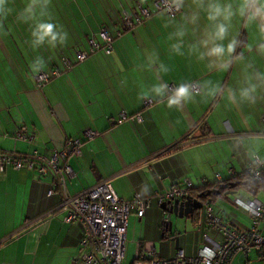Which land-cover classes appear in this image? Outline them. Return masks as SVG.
Segmentation results:
<instances>
[{"label":"crops","instance_id":"obj_1","mask_svg":"<svg viewBox=\"0 0 264 264\" xmlns=\"http://www.w3.org/2000/svg\"><path fill=\"white\" fill-rule=\"evenodd\" d=\"M152 3H147L150 10L154 9ZM172 31L155 13L132 30L110 27L114 36L110 54L101 49L89 53V42L85 43L81 50L89 53L87 58L41 87L35 84L23 47L20 55L12 54L7 49L9 43L0 42L4 47L0 49V153L34 161L33 171L7 167L0 173V264H79L76 257L83 228L63 223L61 197L47 196L53 175L48 170L44 175L38 173L39 160H48L66 141L81 142L80 156L60 163L71 170L66 179L70 196L109 180L125 201L134 195L151 197L182 186L184 181L197 188L202 183L241 178L252 156L264 159V100L242 109H233L225 101L223 113H213L218 105L210 108L209 103L199 102V97L197 103L180 111L138 99L141 86L156 83L153 72L139 70L146 50H154L159 62L169 68L160 80L169 85L168 95L172 86L187 80H211L233 87L239 83V64L230 73H209L204 64L173 55L168 39ZM98 32L99 28L93 27L89 35ZM241 39L254 43L258 35L249 30L241 33ZM237 51H245L254 70L264 72V57L255 53L248 57L242 48ZM121 114L126 116L123 121ZM21 130L27 140L15 138ZM87 132L95 136L88 139ZM226 193L211 203L214 215L238 230L249 227V217L233 205V198L264 202V190L250 193L238 188ZM166 220L156 205L140 219L131 216L125 260L130 257L132 262L139 252L150 249L157 258H173L174 244L161 239ZM190 221L196 229L180 235L178 241L177 251L186 257L196 254L204 236L213 235L201 217ZM260 235L264 239V222ZM230 264H264V258L255 251L238 253Z\"/></svg>","mask_w":264,"mask_h":264},{"label":"built area","instance_id":"obj_2","mask_svg":"<svg viewBox=\"0 0 264 264\" xmlns=\"http://www.w3.org/2000/svg\"><path fill=\"white\" fill-rule=\"evenodd\" d=\"M162 0H156L154 5L157 11L161 9ZM144 17H148L147 11H142ZM133 21L139 23V17L132 15L126 19L128 30L133 29ZM100 44L90 42V52L98 50L110 54L112 51L111 39L107 32L102 29L99 32ZM79 51L75 55V61L85 60L89 54ZM64 70L71 69L69 61L63 62ZM59 72L53 70L48 73H39L34 77L37 87L57 77ZM148 104V103H147ZM126 119L121 114V120ZM95 133L87 132L85 137L91 139ZM19 140H27L23 130L15 134ZM81 142L79 140L66 141L60 150L54 151L48 160L40 159L42 163L38 169L40 175L48 170L53 175L51 188L47 196L55 194L61 197L60 208L64 211V224H79L83 228V236L78 245L76 261L81 264H126V231L128 220L131 216L142 218L147 210L153 205L160 207L163 203L183 200L190 196L192 185L184 181L182 186L172 187L162 193H154L151 197L134 195L125 201L117 196L109 180H104L93 187L74 196L66 192V179L70 177L71 170L66 165H60L70 158L80 156ZM9 167L13 170H34L33 160H23L10 154L0 153V173ZM252 181L264 184V159L252 156L246 173ZM233 205L247 214L250 225L238 230L232 225L223 222L214 215L210 203L202 202V223L212 236H204L202 245L196 250L193 257H186L182 251H176L170 259L157 258L152 249L139 252L130 264H230L238 253L255 251L261 253L264 239L260 235V224L264 222V202L257 199L242 201L233 198Z\"/></svg>","mask_w":264,"mask_h":264},{"label":"clouds","instance_id":"obj_3","mask_svg":"<svg viewBox=\"0 0 264 264\" xmlns=\"http://www.w3.org/2000/svg\"><path fill=\"white\" fill-rule=\"evenodd\" d=\"M145 3L147 0H140L141 5ZM50 6L51 0H25L22 9L16 13V22L29 25V43L34 50L45 45L56 49L68 42L69 34L55 21ZM161 9L158 14L164 20V26L173 28L168 36L173 55L194 59L196 63L204 64L209 73H230L234 65L239 64L241 79L235 87L211 80H187L172 86L171 95H168L169 85L160 80L169 68L159 62L154 50H146L145 62L139 70L153 72L156 83L150 87L141 86L139 100L163 104L178 111L197 103V97L199 102H207L210 106L223 99L233 109L264 100V72L254 70L245 51H237L242 48L248 57L253 53L264 57V0H162ZM13 12L12 0H0V29ZM249 30H255L258 35L254 43L241 39V33ZM30 67L33 73L40 72L45 67L44 58L37 56Z\"/></svg>","mask_w":264,"mask_h":264},{"label":"trees","instance_id":"obj_4","mask_svg":"<svg viewBox=\"0 0 264 264\" xmlns=\"http://www.w3.org/2000/svg\"><path fill=\"white\" fill-rule=\"evenodd\" d=\"M156 0H147L153 2L154 5ZM25 0H12V7L14 12L9 15L7 20L4 22L3 29H0V42L7 41L9 46L7 49L12 54L20 55V46L23 47L25 53L30 58V64L34 62L37 56H41L45 60V69L48 71L41 70L34 74L43 72L48 73L53 70H57L59 73L64 71L63 62L69 61L73 66L75 61V55L77 52L82 51L85 43L94 41L100 44L99 32L104 29L107 35L112 40L114 36L110 33V27L115 30L120 29L127 31L126 19L132 15L139 17V23H142L153 13L158 14L159 11L155 9L150 10L147 8V3L141 5L140 0H51L50 10L55 18V21L63 25L64 29L69 34L68 42L63 47H57L56 49H49L46 45L39 48L33 49L30 46V29L29 25L24 23H18L15 20L16 13L22 9ZM142 11H147L148 17L142 15ZM133 27L138 24L133 21ZM93 27H98L99 32L90 37L93 33ZM119 27V28H118ZM91 33V35H89ZM119 33V32H118ZM116 37V35H115ZM19 43V44H18ZM21 44V45H20ZM0 49H4L0 45ZM86 52V51H85ZM25 70L28 64L24 61ZM28 68V67H27ZM238 186L231 190L236 191L238 188H243L247 192L256 193L259 190H264V184H260L252 181L248 176L243 175L241 178H232L228 181L215 182L213 184L202 183L197 188L190 190V196L195 193V197L201 196L199 200L203 202L213 203L214 200L226 196V191H220V194L211 195V192L218 191L220 185H229L230 183H237ZM245 183L244 186H241ZM202 218V213L199 215ZM259 258H264V246L261 247V253H258Z\"/></svg>","mask_w":264,"mask_h":264},{"label":"water","instance_id":"obj_5","mask_svg":"<svg viewBox=\"0 0 264 264\" xmlns=\"http://www.w3.org/2000/svg\"><path fill=\"white\" fill-rule=\"evenodd\" d=\"M245 184V183H243ZM238 186L237 183H230L229 185L223 184L220 185L218 191L216 193L214 191L211 192V195H219L220 191H225L227 189L232 190ZM200 197H192L188 196L183 200H174L170 202L163 203L160 206L162 214L168 217L163 223V228L161 232V239L164 241H168L174 244V249L178 250V241L180 235L186 233L185 229L182 231H178L176 227L173 226L172 222L169 221V217L173 216L178 220H191V219H199V215L202 212V203L200 202Z\"/></svg>","mask_w":264,"mask_h":264},{"label":"rangeland","instance_id":"obj_6","mask_svg":"<svg viewBox=\"0 0 264 264\" xmlns=\"http://www.w3.org/2000/svg\"><path fill=\"white\" fill-rule=\"evenodd\" d=\"M221 84H223V83L221 82ZM224 104H225V100H223V99H218V102H214V103H212L210 108H212L214 105H218V106H217V109L214 110L213 113H216V111H220L221 113H223V111H222V106H223ZM169 218H170V221L172 222V224H173L174 227L179 228V229H182V230L185 229L186 234L192 233V232L194 231V229H196V228L194 227V224H193L192 221H190V220H178V219H176V218L173 217V216H170ZM163 243H164V242H163ZM169 243H170V242H169ZM169 243H168V244H169ZM170 244H171V243H170ZM156 249L159 250V246H158V245L156 246ZM163 254L165 255V252H164V251H163ZM128 256H129V255H128ZM125 263H126V264H130V263H131V259H130V257H127V258H126ZM79 264H81V263H79Z\"/></svg>","mask_w":264,"mask_h":264}]
</instances>
